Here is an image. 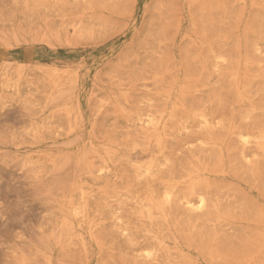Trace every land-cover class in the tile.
<instances>
[{"label":"rangeland","instance_id":"1","mask_svg":"<svg viewBox=\"0 0 264 264\" xmlns=\"http://www.w3.org/2000/svg\"><path fill=\"white\" fill-rule=\"evenodd\" d=\"M0 264H264V0H0Z\"/></svg>","mask_w":264,"mask_h":264}]
</instances>
